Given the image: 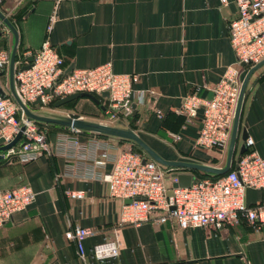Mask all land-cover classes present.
<instances>
[{
	"label": "crops",
	"instance_id": "0c3cea01",
	"mask_svg": "<svg viewBox=\"0 0 264 264\" xmlns=\"http://www.w3.org/2000/svg\"><path fill=\"white\" fill-rule=\"evenodd\" d=\"M54 4V0L0 3V12L16 31V61L29 57L47 39L63 59L64 71L69 66L90 69L109 62L115 74H135L132 90L145 96L141 104H134L129 125L118 127L133 131L164 161L225 166L228 145L223 152L193 147L198 119L188 123L177 111L188 93L209 99L212 86L227 67L234 66L227 35L228 22L237 17L233 0L225 4L220 0H58L56 21L46 34ZM0 25V49L10 54L13 36ZM246 70L239 69L240 82ZM0 94L11 96L8 68L0 73ZM94 97L98 105L80 98L57 109L51 106L50 111L54 116L91 120L100 116L106 99ZM30 110L35 113L36 107L31 105ZM52 129L54 133L46 136L51 145L58 133H68L66 128ZM246 138L252 141L251 150L264 158V64L245 88L229 170L244 153ZM79 140L94 148L95 155L111 156L119 144L112 137L87 132ZM68 162L56 156L26 164L0 159V190L26 185L34 193L33 203L0 229V264H264V231H253L243 222L216 231L182 230L173 222L119 225L121 201L108 196L104 183L75 176L83 167L71 163L69 170ZM109 169L106 163L96 172ZM171 170L169 175L203 177L199 172ZM67 192H81L82 198L70 200ZM262 198L263 192L244 191L246 205ZM73 226L92 231L82 243V260L74 244L63 237ZM105 242L115 243L116 255L95 258L92 248Z\"/></svg>",
	"mask_w": 264,
	"mask_h": 264
},
{
	"label": "built area",
	"instance_id": "2783aa9c",
	"mask_svg": "<svg viewBox=\"0 0 264 264\" xmlns=\"http://www.w3.org/2000/svg\"><path fill=\"white\" fill-rule=\"evenodd\" d=\"M220 1L225 4V0ZM233 1L237 17L228 22L227 35L235 58L234 66L227 67L218 83L212 86L209 99L200 98L196 92L188 93L177 111L188 123L198 119L193 147L204 150L223 152L226 149L241 83L238 71L241 64L249 69L264 59V0ZM57 2L54 0L47 19L46 34L56 21ZM28 56L32 59L30 63L25 56L14 62L13 91L18 101L29 110L35 101L39 102L33 105L36 109L50 110L53 103L73 94L94 97L107 93L98 123L126 126L134 104H141L145 96L144 92L134 93L132 90L137 81L135 74H115L109 62L66 73L63 59L47 39ZM8 62V52L0 49V73L7 70ZM25 65H29L28 68L20 70ZM81 133L68 129V133H58L51 145L46 141V126L40 127L26 118L11 96H0V147L10 144L19 134L13 146L0 152L1 160L26 164L42 156H56L70 161L69 170L71 163L82 166L75 176L104 183L108 196L121 201L119 225L173 222L182 230L216 231L223 225L235 226L243 222L253 231H264V198L250 205L244 202L247 189L264 193V158L251 150V139H245L244 153L238 157L235 167L225 174L215 179L194 177L188 187L172 188L175 179L169 173L165 176V170L170 169H164L124 146L114 147L115 153L111 156L106 152L95 155L94 148L80 142ZM106 163L110 164L108 171L96 172ZM66 197L77 200L82 198V193L67 192ZM33 201L34 193L26 185L0 190V229L12 215L25 210ZM91 234L88 228L73 226L64 232L63 237L74 244L77 257L82 260V243ZM92 254L97 259L114 257L116 245L113 242L96 245Z\"/></svg>",
	"mask_w": 264,
	"mask_h": 264
},
{
	"label": "water",
	"instance_id": "95a60500",
	"mask_svg": "<svg viewBox=\"0 0 264 264\" xmlns=\"http://www.w3.org/2000/svg\"><path fill=\"white\" fill-rule=\"evenodd\" d=\"M0 22L2 25H4L8 31L12 34L14 43L13 47L9 54V62H8V81H9V90L11 93V97L18 106V108L23 112L26 118L34 121L35 123H42L44 125H53L58 126L61 128L66 129H76L81 132H87L95 135H101V136H107L112 137L120 140H124L126 142H131L138 146L141 151L146 155V157L159 165L162 168L165 169H184L190 172H199L204 175H214V176H220L225 174L229 168H230V162H231V154H232V147L234 144L235 139V133H236V127L239 119V113L241 108V103L243 100L245 88L247 85V82L252 75L254 71H256L260 66L264 64V59L257 63L256 65L250 67L246 70V73L244 74L240 87H239V93L238 98L236 102L235 107V114L232 122V128L230 133V138L228 142V149H227V156H226V162L225 166L221 169L212 168L209 166L204 165H197L192 163H183V162H170V161H164L161 159L157 154H155L133 131L127 128L118 127V126H106L101 123H95V122H89L84 121L78 118H70L60 115H40L37 113L31 112L28 108H26L24 105H22L18 99L14 95L13 91V71H14V62H15V55H16V47H17V35L14 27L12 24L8 21V19L0 12ZM31 57H27L26 61L28 63L31 62ZM29 65H25L20 67V70H26ZM242 67H245L244 64H241ZM72 70V66H69L68 69L65 71L66 73H69ZM0 96H2L0 94ZM101 97L107 98V93H102L100 95ZM80 98H86L90 101H92L94 104L98 105V101L95 97L89 94H73L66 98L60 99L52 104V108L57 109L59 107H62L63 105H66L72 101H75ZM39 104L38 101H35L33 105ZM19 138V134L14 138V140L6 145L0 147V152L10 148L13 146L16 141ZM244 151V150H243ZM1 159V156H0ZM171 178L175 179V182L172 183V188H186L190 185L191 181L193 180V176L191 174H184V173H173L170 175ZM126 204L129 203V201L125 202Z\"/></svg>",
	"mask_w": 264,
	"mask_h": 264
},
{
	"label": "rangeland",
	"instance_id": "374dc122",
	"mask_svg": "<svg viewBox=\"0 0 264 264\" xmlns=\"http://www.w3.org/2000/svg\"><path fill=\"white\" fill-rule=\"evenodd\" d=\"M36 112L35 113H37V114H43V115H53L52 114V112L49 110V109H46V108H41V109H36L35 110ZM84 121H89V122H95V123H98V121H99V117H95V118H92L91 120H84ZM129 125V123H126V126H128ZM125 128H127V127H125ZM51 130H48V128H47V133L48 132H50V133H54L53 131H54V129H52V128H50ZM115 141H118L116 138H113ZM118 146L120 147H128V148H130V150H132L133 152H134V150L132 149V147H131V144L129 143V142H122V144H118ZM13 161H15V160H10V161H8V162H13ZM17 163H20V162H18V161H16ZM20 164H23V163H20ZM172 171V170H171ZM171 171L170 170H165V176H167L168 175V173H171Z\"/></svg>",
	"mask_w": 264,
	"mask_h": 264
},
{
	"label": "trees",
	"instance_id": "16d2710c",
	"mask_svg": "<svg viewBox=\"0 0 264 264\" xmlns=\"http://www.w3.org/2000/svg\"><path fill=\"white\" fill-rule=\"evenodd\" d=\"M38 124V126H40V127H42V126H46V128H48V127H52V128H55V129H62L61 127H58V126H53V125H44V124H42V123H37ZM82 133H86V132H82ZM98 137H103V138H106L107 136H101V135H97ZM118 140V143H120V144H122V142H126V141H124V140H120V139H117ZM130 144H131V147H132V149L134 150V152L135 153H139V154H141V155H144V153L141 151V149L138 147V146H136L135 144H133V143H131V142H129ZM144 157V156H143ZM203 177H208V178H210V179H215V178H217V177H219V176H214V175H202ZM221 176V175H220Z\"/></svg>",
	"mask_w": 264,
	"mask_h": 264
}]
</instances>
